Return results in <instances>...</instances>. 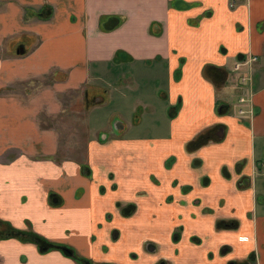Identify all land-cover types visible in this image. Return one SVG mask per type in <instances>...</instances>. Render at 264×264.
I'll return each mask as SVG.
<instances>
[{"label": "crops", "instance_id": "obj_1", "mask_svg": "<svg viewBox=\"0 0 264 264\" xmlns=\"http://www.w3.org/2000/svg\"><path fill=\"white\" fill-rule=\"evenodd\" d=\"M86 87L104 102L73 157L57 123ZM123 109L151 129L122 135ZM258 164L264 0H0V223L21 233L0 231V264H264Z\"/></svg>", "mask_w": 264, "mask_h": 264}, {"label": "rangeland", "instance_id": "obj_2", "mask_svg": "<svg viewBox=\"0 0 264 264\" xmlns=\"http://www.w3.org/2000/svg\"><path fill=\"white\" fill-rule=\"evenodd\" d=\"M257 62L258 61H256L254 64H256ZM107 90L109 91L108 92L109 94L113 93L110 89H107ZM101 91L103 92L104 89L100 88V92ZM97 95L98 94L90 91V93H89V95L87 97V103H88V101H91V100L93 101V98L95 96H97ZM73 99H71V101L73 102V106H72V109H71V114H70L69 117H67L69 119L65 118V120L64 119L61 120V121L59 120L57 125L59 127L58 130H59L60 134L62 133L61 140H60V146L62 148H65V149L69 147L67 149V151L69 150L70 152L75 153V154L72 155L73 157H81L80 153H82L84 151V149H83V147L78 145L77 142L78 141L80 142L81 139H82L83 140L82 142L84 143L85 135H84L82 124L79 121L80 120L81 121L84 120V122L86 123V126H85V124H84V126L86 127V129H88L90 124L88 123V119L86 117L85 112L87 110H90V109L94 108L95 106H97V104H95V101H94L91 104H89L90 106L88 108L87 103H86L85 100H83L81 98H75L74 100ZM105 107H106V105H105ZM125 107L126 106H123V108H125ZM107 109L112 111L114 109V107H113V105H109V107ZM123 110L124 111L121 112V116L124 117V119L127 122V125L131 126V127H130V130H129L128 134H123L122 133V135H125V136H131V135L132 136H141V133H142L143 130L148 129V128L151 129V125L148 124V121H147L148 118L142 117V120L140 122V117H141L140 110L136 109V111L132 115H130L128 113V111H126L125 109H123ZM83 112H84V114H83ZM109 119H111V117ZM91 122L95 123L93 120H91ZM117 122H121V120L115 119L113 121L112 125H115ZM138 124H140V126H139V128H136L138 126ZM153 126L154 127L158 126L159 129H160L161 126H162V123H157L156 125H153ZM61 130L63 132H61ZM114 132H116V131L114 130ZM147 133L152 134V135L154 134L152 131L151 132L150 131H144L142 135L147 136ZM103 134H106V133L103 132ZM109 134H110V132H109ZM74 143L76 144L75 146H74ZM69 155H71V154H69ZM60 157L61 158H65V155L61 154Z\"/></svg>", "mask_w": 264, "mask_h": 264}, {"label": "built area", "instance_id": "obj_3", "mask_svg": "<svg viewBox=\"0 0 264 264\" xmlns=\"http://www.w3.org/2000/svg\"><path fill=\"white\" fill-rule=\"evenodd\" d=\"M257 57L249 56L245 59H242L235 63L231 70V82L234 84L235 88L244 89L246 87H250L251 75L247 71L246 73H242V69L246 68L249 70L250 67L257 61ZM250 100L245 96H240L237 99V107L239 116H249L251 117L252 111L249 107ZM264 169V166H263Z\"/></svg>", "mask_w": 264, "mask_h": 264}, {"label": "trees", "instance_id": "obj_4", "mask_svg": "<svg viewBox=\"0 0 264 264\" xmlns=\"http://www.w3.org/2000/svg\"><path fill=\"white\" fill-rule=\"evenodd\" d=\"M90 91L91 92H94V93H96V94H98V92L96 91V90H94V88H91V87H86V89L84 90V98H85V101H86V103H87V97H88V95H89V93H90ZM100 94H98L97 96H95L94 98H93V101L91 100V101H88V103H87V106H88V108H89V104H91L92 102H94L95 101V104H101V103H103L104 102V95H102L101 94V96H99ZM87 108V109H88ZM172 162V160L168 163V164H170ZM84 169L85 168H82V171H84ZM241 182V181H240ZM240 188H242V187H240ZM221 223V222H220ZM230 223H228V224H226V223H221L219 226H221V225H224V226H226V228H234V227H231V226H233V224H231V225H229ZM218 226V227H219ZM0 231L1 232H3V231H11V235H13V236H21V233L19 232V231H13L12 229H9L5 224H1L0 223ZM22 234H24V235H26V236H28V238H31L35 243H37L38 245H40V246H42V248H46V249H48V248H51V249H56V250H61L64 254H66V255H68V256H70L72 259H74L75 261H77V262H80V263H82V262H84V261H81V259H80V257H78L75 253H74V251L72 250V249H70V248H68V247H65V246H61V245H51V244H49V243H46L43 239H41L40 237H38V236H36V235H33V234H29V233H23L22 232ZM193 240H195V239H193ZM88 264V263H87Z\"/></svg>", "mask_w": 264, "mask_h": 264}, {"label": "flooded vegetation", "instance_id": "obj_5", "mask_svg": "<svg viewBox=\"0 0 264 264\" xmlns=\"http://www.w3.org/2000/svg\"><path fill=\"white\" fill-rule=\"evenodd\" d=\"M117 123H118V122H117ZM117 123H116V124H117ZM106 136H107L106 134H103V135H102V137H106ZM100 139H101V137H100ZM82 168H85L84 171H82V172L87 173V166H86V165H82ZM82 168H81V169H82ZM255 170H256L255 175H256L257 177H264V169H263V165H261V164L256 165ZM243 181H245V180H244V179L241 180V182H243ZM185 190H187V189L185 188ZM128 212H130L129 214L132 213V211H128ZM195 240L198 241L196 238H195Z\"/></svg>", "mask_w": 264, "mask_h": 264}, {"label": "water", "instance_id": "obj_6", "mask_svg": "<svg viewBox=\"0 0 264 264\" xmlns=\"http://www.w3.org/2000/svg\"><path fill=\"white\" fill-rule=\"evenodd\" d=\"M18 53H20V54H23V49H20L19 51H18ZM123 127L121 126V124H115V125H113V129L115 130V131H117V130H119V129H122ZM106 137H101V139L100 140H104Z\"/></svg>", "mask_w": 264, "mask_h": 264}]
</instances>
